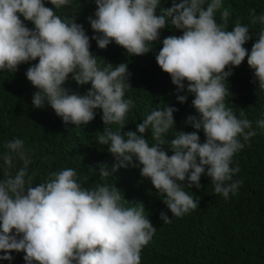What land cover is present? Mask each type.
I'll return each mask as SVG.
<instances>
[{"label": "clouds", "instance_id": "obj_1", "mask_svg": "<svg viewBox=\"0 0 264 264\" xmlns=\"http://www.w3.org/2000/svg\"><path fill=\"white\" fill-rule=\"evenodd\" d=\"M49 2L54 7L44 0H0V71L15 73L22 63L38 58L25 72L37 89L32 105L51 106L66 126L87 125L96 110H102L105 127L97 140L108 145L114 163L99 164L101 180L122 167L139 168L142 178L166 194L163 202L175 217L198 207L200 200L181 185L200 189L202 175L210 178L215 194L225 199L235 195L243 181H233L239 166L230 167L232 157L245 144L250 146L257 131L244 112L238 118L226 107L225 98L231 93L227 78L247 57L254 70L253 83L264 91V15L250 9L249 25L237 22L229 30L230 12L222 0H172L170 7H161V0H95L94 14L87 17L94 32L90 37L76 22V13L56 14L71 0ZM256 25L258 39L249 53L243 45L252 38L250 26ZM166 26L182 34L163 38L156 61L177 86L180 103L187 100L180 92L186 89L193 95L196 114L188 115L185 123L196 131H175L173 114L178 109L168 105L153 109L135 130L123 131L134 106L131 98H125L131 73L126 62L113 67L111 62L98 61L90 51L91 40L100 49L115 42L127 54L144 55ZM70 74L78 85L90 83L85 94L65 86ZM255 123L264 129V119ZM149 129L151 146L146 137ZM170 130L175 138L168 141ZM3 147L0 259L12 260V252H23L26 264H141V250L156 231L142 202L126 206L128 200L115 184L84 187L71 167L51 171L43 182L33 184L35 174L29 172L33 161L24 141L14 138ZM159 218L171 222L163 210Z\"/></svg>", "mask_w": 264, "mask_h": 264}, {"label": "trees", "instance_id": "obj_2", "mask_svg": "<svg viewBox=\"0 0 264 264\" xmlns=\"http://www.w3.org/2000/svg\"><path fill=\"white\" fill-rule=\"evenodd\" d=\"M45 5L54 7L49 0ZM179 2V0H177ZM172 0H161V7H170ZM224 8L230 12L229 30L240 22L249 25V11L255 8L258 15H264V0H222ZM96 9L95 0H71L69 6L55 10L57 15L72 16L76 13L77 23L83 24L86 34L94 35L87 20ZM23 20V17L21 16ZM220 22V13L217 12ZM28 27L32 22L25 21ZM259 25L250 26L252 38L243 45L251 51L252 44L258 39ZM182 31L166 26L160 30L159 39L153 43L152 50L144 55L127 54L126 50L115 42L106 49H100L95 40H91L90 51L98 56V61L115 65L126 62L131 73V87L125 91V98H131L134 106L127 113L123 131L135 130L136 124L146 119L157 107L173 106L175 131H196L185 123L188 115H195L192 107V94L186 89L179 94L186 95L187 100L180 103L177 99V86L168 73L157 64L156 55L162 48L163 38L169 35H181ZM37 61L22 63L15 73L0 71V154L5 149L4 143L19 138L32 158L29 172L34 173L33 184L41 183L49 172L71 167L76 169L78 178L84 187L97 183L115 184L121 189L127 201L126 206L143 203L145 216L156 228L152 240L141 250V264H264V129L258 128L255 121L264 119V91L253 83L254 70L247 64V57L239 66L233 67V74L227 78L230 90L226 98V107L232 108L238 118L244 112L245 117L253 121L257 135L249 144L235 153L230 167L239 166V172L233 175V181H243L235 195L229 194L225 199L215 194L210 178L201 176L202 187L189 188L182 183V189L199 199L198 207L183 217L172 216L163 200L166 194L157 191L147 178H142L139 168H119L117 172L101 180L98 166L107 162L109 167L114 158L108 152V145L98 143L97 137L105 125L101 119L102 110H96L95 119L87 125L67 126L58 117L51 106L35 108L32 95L37 89L27 80L26 69ZM227 70V67L226 69ZM187 83V82H185ZM65 86L73 91L85 94L90 83L78 85L71 74ZM115 130L116 126L112 125ZM174 130V129H173ZM201 142L205 136L199 130ZM149 144L151 130L146 133ZM173 131L165 136L174 139ZM171 155L170 145H164ZM20 164L17 163V167ZM3 160L0 159V173ZM96 168L97 170H93ZM167 212L170 223L159 218V212ZM3 251H0V256ZM23 252H12L13 259H0V264H26ZM36 264V262H34Z\"/></svg>", "mask_w": 264, "mask_h": 264}]
</instances>
